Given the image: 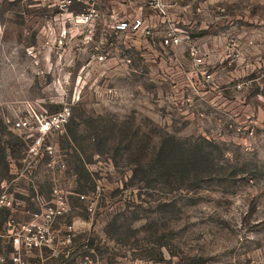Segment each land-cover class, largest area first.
<instances>
[{"label":"rangeland","instance_id":"obj_1","mask_svg":"<svg viewBox=\"0 0 264 264\" xmlns=\"http://www.w3.org/2000/svg\"><path fill=\"white\" fill-rule=\"evenodd\" d=\"M68 1L0 0V105L35 102L54 113L64 102L72 111L50 141L65 170L53 175L41 165L12 186L31 211L35 190L42 201L54 187L67 196L69 214L54 225L56 243L74 228L65 263L264 264V0L216 3L197 21L220 38L186 41L182 57L165 63L142 58L130 34L128 42L126 33L111 34L114 5L124 1ZM91 7L98 18L77 22ZM192 49L205 55L212 89L189 87L190 72L202 84ZM0 137L19 155L9 174L0 167L1 188L22 172L27 141L1 117ZM204 140L213 163L184 179L153 170L159 154H185ZM40 256L25 260L43 264Z\"/></svg>","mask_w":264,"mask_h":264},{"label":"built area","instance_id":"obj_2","mask_svg":"<svg viewBox=\"0 0 264 264\" xmlns=\"http://www.w3.org/2000/svg\"><path fill=\"white\" fill-rule=\"evenodd\" d=\"M143 5L153 11L162 22L167 25V30L163 37L162 46H179L182 43L180 31L173 25L168 4L166 0H138ZM72 3L71 0L68 4ZM97 11L91 7L87 14L78 18L79 23L87 24L98 18ZM116 31L130 30L133 33L140 32L143 37L152 35L142 19H134L132 22H122L115 27ZM62 45V40L60 41ZM190 56L194 66L200 71L202 84L190 83L192 89L203 90L212 81V75L203 70L205 65V55L200 54L196 49L190 51ZM102 62L104 55L95 57ZM130 63V61H129ZM204 82V83H203ZM113 96L118 92L111 90ZM63 108L54 113L40 108L35 102H14L0 105V117L7 127L14 131L24 133L27 147L23 157L20 159L22 172L11 182H6L0 188V264H29L25 260V255L34 252L41 253V261L48 264V261H57L59 264H66L69 250L72 247L71 233L73 226L66 227V238L60 243H56L54 225L56 222L69 214L70 206L67 196L58 188L54 187L49 201H42V197L35 190L32 198L38 205V210L31 211L25 208L24 201L20 200L12 186L21 178L32 176L37 167L44 165L45 168L55 175L56 171H64L65 163L58 155L56 147L51 144V138L55 135L63 134L71 119V107L62 102ZM8 112V113H7ZM9 170L12 172L16 165L15 160L10 157ZM55 182V178L52 179ZM84 200L85 197L81 196ZM93 208L90 209L92 211ZM4 220H1L2 216ZM26 218V221L22 220ZM43 252L48 257L43 258ZM63 258L65 260H63Z\"/></svg>","mask_w":264,"mask_h":264},{"label":"crops","instance_id":"obj_3","mask_svg":"<svg viewBox=\"0 0 264 264\" xmlns=\"http://www.w3.org/2000/svg\"><path fill=\"white\" fill-rule=\"evenodd\" d=\"M124 1L125 5L121 7H117L114 5L113 8V16L111 17V34L113 33L115 36L118 34L126 33L125 41L128 42V35L130 34L133 39L129 41L136 48L137 52H142L140 55L142 58H153L154 60H159V62H166L167 59L178 61L179 58L182 57L180 46L182 43L186 41L192 42H211L215 38L212 35L205 33L208 28L211 26V23L206 22H198L197 20L200 18H204L208 11L213 9L216 3H220L222 6H227L235 0H166L168 4V11L173 22V25L180 31V35L182 37V43L179 46L166 47V49H171L174 52V55L168 54L165 49L164 52L157 53L154 50V43H152L153 36L156 35L158 40L160 41V45L162 46L163 37L167 30V25H165L160 18H158V22H154L152 19H149L147 13L142 12L141 2L135 0V5H131L128 0ZM140 3V5H139ZM118 4V3H117ZM138 5L140 7H138ZM143 5V4H142ZM134 6V7H133ZM144 16V17H143ZM142 19L149 30H151L152 35L148 38L143 37L142 33L136 32L133 33L130 30L127 31H116L115 27L122 22H132L134 19ZM112 21V22H111ZM155 28V29H154ZM196 32V33H195ZM111 36V35H110ZM176 58V59H175ZM174 68V67H173ZM173 68H166V70H171ZM191 73V74H190ZM190 83H193L192 80V72H190ZM196 81L197 78L193 77ZM189 83V85H190ZM212 89L211 87H207ZM207 94V93H205Z\"/></svg>","mask_w":264,"mask_h":264},{"label":"trees","instance_id":"obj_4","mask_svg":"<svg viewBox=\"0 0 264 264\" xmlns=\"http://www.w3.org/2000/svg\"><path fill=\"white\" fill-rule=\"evenodd\" d=\"M11 144L7 141H3L0 137V167L2 170L6 171L9 174V165L7 162V157L10 156L13 159H18L19 155L17 156L14 147L10 146ZM212 144L208 141L204 140L203 144H195L193 147V151H185V154H178L177 152H173V154H159V164L153 165V170H159L160 172H164L165 174H172L178 176L179 178H185L186 175L191 173L197 164L205 165V163H213L214 161L211 160L212 153L209 152ZM177 147V146H176ZM189 150V149H188ZM198 150V155H200L199 162H195L193 158V153ZM176 151V150H173ZM8 153V154H7ZM202 170V169H201ZM199 170V174L202 175ZM205 170V166H204ZM1 182V180H0ZM92 246H89L91 248Z\"/></svg>","mask_w":264,"mask_h":264}]
</instances>
